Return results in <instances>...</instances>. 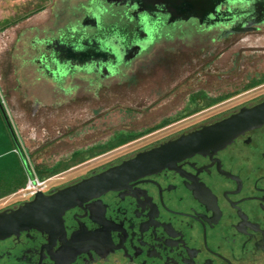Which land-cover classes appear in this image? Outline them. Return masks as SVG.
<instances>
[{
	"label": "flooded vegetation",
	"instance_id": "1",
	"mask_svg": "<svg viewBox=\"0 0 264 264\" xmlns=\"http://www.w3.org/2000/svg\"><path fill=\"white\" fill-rule=\"evenodd\" d=\"M144 1L153 0H104V3L128 8L131 14H148L144 16L147 22L143 26L146 34L148 26L153 29L154 25L149 22V17L156 18L164 12L157 7L143 10ZM260 7L259 14L246 23L242 22V15L235 21L231 20L232 27L221 29L220 36L245 28L249 22L264 25L263 2ZM84 8L83 14L88 15L83 18L82 26L96 28L97 36H82L78 43L55 41V57L57 53L61 56L54 62L57 65L55 74H60L58 69L67 68L68 62L83 69L92 67L107 71L117 59L127 60L131 49L147 44L148 37L140 36L129 49L117 46V37L114 34L106 36L98 24V14H104L106 8L94 5ZM217 14H224L223 10L220 9ZM225 14L227 19L231 17L230 12ZM221 16L216 15L214 23L210 18L206 24L223 25L220 23ZM91 19L98 25L91 23ZM241 22L243 26L239 27ZM41 61L38 60L40 64ZM48 64H51V59ZM50 66L45 65L48 68ZM263 77L264 74L254 77L248 84ZM262 85L264 82L245 91ZM235 93L209 96L203 90L194 91L188 95L187 105L175 116L139 129H120L102 144L72 152L67 161L76 152L110 144L120 136H132L125 144L81 162L114 151L115 158L106 164L54 186L52 183L63 180L61 173L67 171L51 175L42 180L45 184L35 194L55 193L134 159L140 153L157 149L181 136L213 125L242 108H251L264 102L262 94L247 103L216 112L218 106L235 96ZM218 98L224 99L202 107L207 101ZM2 108L7 116L5 108ZM164 120L173 121L162 123ZM9 131L21 148L11 122ZM134 143L142 144L129 151L123 150ZM21 153L23 161L28 162L24 152ZM175 153L172 147L167 150L164 157L174 161L162 169L129 179L69 208L62 215V225L57 230L29 229L0 240V264H264V124L238 135L220 149L180 159H175ZM27 175L28 178L37 177L34 168L27 171ZM32 197L22 196V201L17 205L7 206L0 212L16 208Z\"/></svg>",
	"mask_w": 264,
	"mask_h": 264
},
{
	"label": "rangeland",
	"instance_id": "2",
	"mask_svg": "<svg viewBox=\"0 0 264 264\" xmlns=\"http://www.w3.org/2000/svg\"><path fill=\"white\" fill-rule=\"evenodd\" d=\"M91 5L106 8L98 14L106 36L114 34L123 49L135 45L144 29L128 8L104 0H0V101L31 169L65 162L72 152L102 144L120 129L173 117L194 91L209 96L236 92L216 112L264 94V85L243 90L264 74V25L220 36L221 29L232 27L227 18L220 21L223 25L209 26L194 18L149 17L154 25L144 33L147 44L132 58L117 59L107 71L68 62L55 74L54 62L61 58L55 57V41L78 43L82 36H97L96 28L82 26L88 15L84 7ZM115 156L113 151L74 166L52 184L70 181ZM21 197L16 192L1 199L0 210L17 205Z\"/></svg>",
	"mask_w": 264,
	"mask_h": 264
},
{
	"label": "water",
	"instance_id": "3",
	"mask_svg": "<svg viewBox=\"0 0 264 264\" xmlns=\"http://www.w3.org/2000/svg\"><path fill=\"white\" fill-rule=\"evenodd\" d=\"M261 2L264 3V0H153L152 2L144 1L142 4L149 5L148 9L157 7L164 12L162 15H166L170 20L194 18L200 23L206 24L210 18L213 19H211L212 23L216 22V15H223L220 19L223 22L224 18H228L225 16L227 12H230L231 17L226 20L235 21L242 15L244 17L242 22L246 23L259 14ZM236 5H239L237 6L239 8H234ZM221 8H223L224 14H217ZM144 16V14H135L141 28L147 22ZM257 24L259 23L249 22L242 30L254 28ZM242 26L243 23L239 25V27ZM143 34H138V37H145ZM142 47L136 46L131 49L126 56L127 59L139 53ZM263 124L264 102L251 108H242L237 113L213 125L202 127L200 130L181 136L176 141L157 149L140 153L134 159L50 195L37 192L30 200L19 204L16 208L0 212V240L12 235L17 236L21 231L29 229L53 231L61 228L62 215L69 208L85 199L113 189L129 179L154 173L170 164L174 159L164 157L170 147L176 150L175 159H180L195 153L220 149L238 135Z\"/></svg>",
	"mask_w": 264,
	"mask_h": 264
},
{
	"label": "trees",
	"instance_id": "4",
	"mask_svg": "<svg viewBox=\"0 0 264 264\" xmlns=\"http://www.w3.org/2000/svg\"><path fill=\"white\" fill-rule=\"evenodd\" d=\"M263 82L264 77L259 80H253L245 87V90L260 85ZM223 99L209 100L202 107L211 106ZM2 109V106H0V200L24 188L28 180L27 171L31 170L28 162L23 161L21 158L22 150L18 147L15 138H13L9 131L10 121L4 115V110ZM170 121L173 120H164L162 123ZM131 139L132 136H120L110 144L95 148L96 151H94L95 149H90L89 151L76 152L70 160L59 162L50 168L36 166L35 172L37 178L43 180L51 175L65 171L88 158L123 145ZM79 156H81L80 159L78 158Z\"/></svg>",
	"mask_w": 264,
	"mask_h": 264
},
{
	"label": "built area",
	"instance_id": "5",
	"mask_svg": "<svg viewBox=\"0 0 264 264\" xmlns=\"http://www.w3.org/2000/svg\"><path fill=\"white\" fill-rule=\"evenodd\" d=\"M45 184V181L39 180L36 176L29 177L24 188L20 189L17 193L22 196L32 197L35 192Z\"/></svg>",
	"mask_w": 264,
	"mask_h": 264
}]
</instances>
